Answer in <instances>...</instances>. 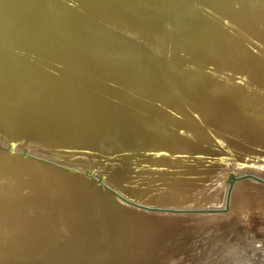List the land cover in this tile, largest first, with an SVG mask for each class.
<instances>
[{
  "label": "water",
  "instance_id": "water-1",
  "mask_svg": "<svg viewBox=\"0 0 264 264\" xmlns=\"http://www.w3.org/2000/svg\"><path fill=\"white\" fill-rule=\"evenodd\" d=\"M0 264H264V0H0Z\"/></svg>",
  "mask_w": 264,
  "mask_h": 264
}]
</instances>
